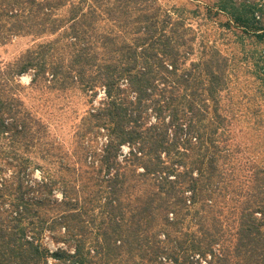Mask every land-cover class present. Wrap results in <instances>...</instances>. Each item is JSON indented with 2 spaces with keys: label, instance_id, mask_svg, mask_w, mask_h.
<instances>
[{
  "label": "trees",
  "instance_id": "16d2710c",
  "mask_svg": "<svg viewBox=\"0 0 264 264\" xmlns=\"http://www.w3.org/2000/svg\"><path fill=\"white\" fill-rule=\"evenodd\" d=\"M217 5L264 39L252 9ZM46 34L0 60V264H264V164L229 144L228 58H194L159 0H0V45ZM27 72L90 94L63 155Z\"/></svg>",
  "mask_w": 264,
  "mask_h": 264
},
{
  "label": "rangeland",
  "instance_id": "374dc122",
  "mask_svg": "<svg viewBox=\"0 0 264 264\" xmlns=\"http://www.w3.org/2000/svg\"><path fill=\"white\" fill-rule=\"evenodd\" d=\"M164 8L174 11L186 19L196 36L194 58L209 47L218 49L228 58V90L222 92L220 105L232 119L229 144H240V151L251 158L250 164H264V79L261 64L264 56V39H259L252 27L241 25L231 13L218 8L225 2L236 14L259 16L256 26H264V0H159ZM55 35L13 36L0 45V60L7 63L27 48L53 39ZM32 74L24 73L19 81L23 88L20 96L25 106L49 126L50 141L55 140V152L63 155L73 140L74 126L80 116L89 108L90 94L77 88L58 90L45 87H30ZM98 99V97H97ZM233 137V138H232ZM61 143V144H60ZM40 151L35 157H39ZM43 164H52L49 159ZM249 164V163H248ZM38 176V171L35 173ZM51 247L54 244L47 242Z\"/></svg>",
  "mask_w": 264,
  "mask_h": 264
},
{
  "label": "crops",
  "instance_id": "0c3cea01",
  "mask_svg": "<svg viewBox=\"0 0 264 264\" xmlns=\"http://www.w3.org/2000/svg\"><path fill=\"white\" fill-rule=\"evenodd\" d=\"M260 12H262L264 9L259 8ZM257 18H259V16H257ZM263 24H261V27L264 28V26H262ZM262 60V64H261V72H263V78H264V56L263 58H261Z\"/></svg>",
  "mask_w": 264,
  "mask_h": 264
}]
</instances>
